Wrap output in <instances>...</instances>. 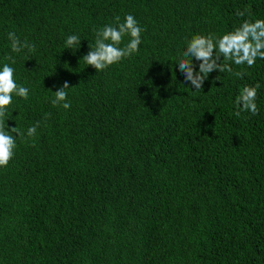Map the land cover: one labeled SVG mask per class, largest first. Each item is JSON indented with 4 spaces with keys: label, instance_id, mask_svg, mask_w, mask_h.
I'll return each instance as SVG.
<instances>
[{
    "label": "trees",
    "instance_id": "trees-1",
    "mask_svg": "<svg viewBox=\"0 0 264 264\" xmlns=\"http://www.w3.org/2000/svg\"><path fill=\"white\" fill-rule=\"evenodd\" d=\"M128 13L139 51L85 65L95 30ZM245 18L264 19V0H0V64L13 55L30 89L6 123L40 122L0 167V264H264V60L200 91L175 64L194 34ZM9 31L35 52L11 53ZM64 81L67 110L50 102ZM257 82L258 113L236 117Z\"/></svg>",
    "mask_w": 264,
    "mask_h": 264
},
{
    "label": "clouds",
    "instance_id": "clouds-1",
    "mask_svg": "<svg viewBox=\"0 0 264 264\" xmlns=\"http://www.w3.org/2000/svg\"><path fill=\"white\" fill-rule=\"evenodd\" d=\"M235 15L238 18H244L246 10L238 9ZM143 31V27L131 13L126 14L123 20L117 15L114 17L113 23L95 30L94 44L88 45L89 50L82 56L85 65H90L95 71H103L109 66L131 57L139 51ZM126 36L129 39L127 43H124ZM7 37L10 41L11 53H20L24 49H27L28 53H34L36 50L34 44L21 41L14 31H9ZM80 43L81 38L76 34H71L65 39V48L76 51L80 47ZM193 58L199 62L198 70L193 63ZM4 59L6 62L0 64V167H7L10 160L13 159L17 148V138H20L21 142H25L28 138L34 137L40 124L37 121L24 132L16 125L9 126L6 123V120L11 119L14 110L12 108L13 97L28 100L30 89L17 82L16 70L13 67L16 58L9 54ZM257 59L264 60V19L245 18L241 19L238 26L220 35L194 34L188 39L181 58L175 64L183 74L185 83L193 86L194 91H200L205 79L214 70L243 78L247 73L234 71L232 65H246L251 68ZM51 74L53 71H50L48 75ZM69 87V83L64 81L54 91V98L50 101L54 107L59 106L65 110L71 108L66 91ZM260 87L259 82L243 86L234 101L236 117H240L242 112H250L252 115L258 113L256 99Z\"/></svg>",
    "mask_w": 264,
    "mask_h": 264
}]
</instances>
